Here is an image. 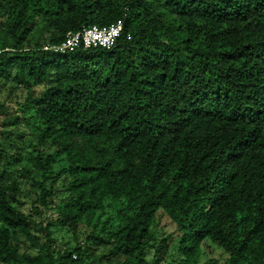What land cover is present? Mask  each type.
<instances>
[{
  "label": "trees",
  "instance_id": "trees-1",
  "mask_svg": "<svg viewBox=\"0 0 264 264\" xmlns=\"http://www.w3.org/2000/svg\"><path fill=\"white\" fill-rule=\"evenodd\" d=\"M0 77L37 96L38 201L56 217L36 227L0 181V264H157L147 260L162 209L180 233L178 264H195L210 240L223 264H264V0H0ZM33 16L46 38L30 37ZM121 19L109 48L54 53L68 32ZM15 116L6 121L17 125ZM65 165L54 175L53 163ZM109 199V228L85 233ZM40 214L37 207L33 208ZM75 245L56 248L52 227ZM161 240L156 256L164 246ZM106 252L94 258L90 249ZM205 264H216L209 260Z\"/></svg>",
  "mask_w": 264,
  "mask_h": 264
},
{
  "label": "rangeland",
  "instance_id": "rangeland-1",
  "mask_svg": "<svg viewBox=\"0 0 264 264\" xmlns=\"http://www.w3.org/2000/svg\"><path fill=\"white\" fill-rule=\"evenodd\" d=\"M6 20V13L0 7V27ZM35 27L30 34L33 41L42 42L47 33L44 32L45 19L42 16H33ZM45 89V84L35 86L31 92H28L23 86L18 85L11 80H5L0 77V181L9 183L15 181L18 184L19 191L16 200L19 208L35 221L37 228L45 226L49 220L56 217V204L65 198L68 191L65 190L64 179L58 180L54 185V195L48 207H42L38 201L39 189L33 183L34 180H41V173L34 165V157L38 152L51 151L52 147L48 144L40 145L37 141L38 119L32 109L26 108L25 100L27 96L35 97ZM18 116L20 118L17 125H7L6 121ZM65 165L64 157H59L53 163L52 174L54 175ZM37 207L40 214L33 210ZM116 209L114 204L107 199L106 206L101 214H97L90 226L82 222L79 226L78 243L83 242L85 233L92 230L94 225L96 230L101 227L106 229L114 221ZM154 240L151 241L153 247L148 249L147 260L153 257L158 259L157 264H178L181 255L177 251L176 241L179 232L176 230V224L162 210L159 209L156 214V222L150 229ZM52 235L56 248L75 245L76 240L69 229L55 226L52 227ZM166 239L161 251L154 256L155 249L161 240ZM201 252L195 264H205L209 260H215L216 264H223L227 254L215 243L206 240L201 243ZM90 249L94 258L106 252V248L99 246ZM102 264H109L105 259Z\"/></svg>",
  "mask_w": 264,
  "mask_h": 264
},
{
  "label": "built area",
  "instance_id": "built-area-1",
  "mask_svg": "<svg viewBox=\"0 0 264 264\" xmlns=\"http://www.w3.org/2000/svg\"><path fill=\"white\" fill-rule=\"evenodd\" d=\"M123 22L121 19L109 26L92 25L83 27L76 32H68L64 40L60 43H46L43 50L54 53H64L72 51L78 46L111 48L122 31Z\"/></svg>",
  "mask_w": 264,
  "mask_h": 264
}]
</instances>
